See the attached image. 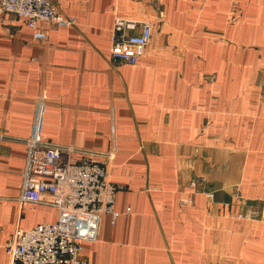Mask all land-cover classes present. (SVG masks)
Returning <instances> with one entry per match:
<instances>
[{
    "label": "crops",
    "instance_id": "crops-1",
    "mask_svg": "<svg viewBox=\"0 0 264 264\" xmlns=\"http://www.w3.org/2000/svg\"><path fill=\"white\" fill-rule=\"evenodd\" d=\"M52 1L76 23L45 39L0 13V264L59 218L18 200L30 137L112 154L90 264H264V0ZM116 16L152 24L137 64L111 55Z\"/></svg>",
    "mask_w": 264,
    "mask_h": 264
},
{
    "label": "built area",
    "instance_id": "built-area-1",
    "mask_svg": "<svg viewBox=\"0 0 264 264\" xmlns=\"http://www.w3.org/2000/svg\"><path fill=\"white\" fill-rule=\"evenodd\" d=\"M0 13L24 18L36 29L38 39L46 38L39 29L42 21L58 26L76 23L75 16L62 12L52 0H0ZM151 37L150 21L116 16L111 55L125 63L137 64ZM25 142L28 155L18 200L21 205L39 202L42 195L50 193L53 204L59 208V218L29 229L18 227L6 244L9 264H90L80 257L83 241L98 238L104 213L112 214L114 223L119 214L118 186L108 178L112 154L84 151L83 158H77L74 146L41 137L26 138Z\"/></svg>",
    "mask_w": 264,
    "mask_h": 264
}]
</instances>
